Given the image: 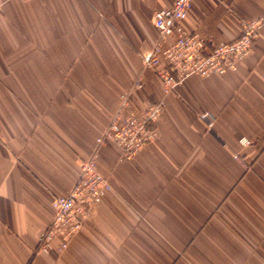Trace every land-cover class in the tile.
<instances>
[{
	"label": "crops",
	"instance_id": "0c3cea01",
	"mask_svg": "<svg viewBox=\"0 0 264 264\" xmlns=\"http://www.w3.org/2000/svg\"><path fill=\"white\" fill-rule=\"evenodd\" d=\"M0 3V264H264V23L236 70L167 93L152 69L131 86L174 0ZM258 17L264 0H193L179 24L222 42ZM127 91L165 103L129 158L97 142ZM94 154L111 191L66 248L40 249L52 198Z\"/></svg>",
	"mask_w": 264,
	"mask_h": 264
},
{
	"label": "built area",
	"instance_id": "2783aa9c",
	"mask_svg": "<svg viewBox=\"0 0 264 264\" xmlns=\"http://www.w3.org/2000/svg\"><path fill=\"white\" fill-rule=\"evenodd\" d=\"M192 2L174 0L172 6L154 11L152 23L158 37L152 48L142 55L143 68L131 89L143 87L145 69L154 71L164 92L168 93L191 75L207 77L236 70L238 62L250 53L254 40L260 36L263 17L245 20L237 38L214 42L199 32L186 31L179 24L187 16ZM164 108L162 100L138 108L132 102L131 91L122 93L116 111L97 142L113 141L124 157L134 156L158 136L156 123ZM202 118L211 126L214 119L211 114H202ZM242 142L249 141L243 138ZM79 165L80 173L71 189L52 198L54 217L39 236V248L44 251L53 250L52 242L57 237L61 239V248H66L83 228L91 208L101 203L112 189L108 178L98 170L96 154L81 159Z\"/></svg>",
	"mask_w": 264,
	"mask_h": 264
},
{
	"label": "rangeland",
	"instance_id": "374dc122",
	"mask_svg": "<svg viewBox=\"0 0 264 264\" xmlns=\"http://www.w3.org/2000/svg\"><path fill=\"white\" fill-rule=\"evenodd\" d=\"M109 180V179H108Z\"/></svg>",
	"mask_w": 264,
	"mask_h": 264
}]
</instances>
